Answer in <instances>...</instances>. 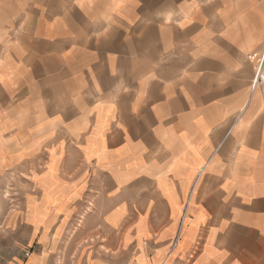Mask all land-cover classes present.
<instances>
[{"label":"crops","instance_id":"obj_1","mask_svg":"<svg viewBox=\"0 0 264 264\" xmlns=\"http://www.w3.org/2000/svg\"><path fill=\"white\" fill-rule=\"evenodd\" d=\"M14 168L19 264H264V0H0Z\"/></svg>","mask_w":264,"mask_h":264},{"label":"rangeland","instance_id":"obj_2","mask_svg":"<svg viewBox=\"0 0 264 264\" xmlns=\"http://www.w3.org/2000/svg\"><path fill=\"white\" fill-rule=\"evenodd\" d=\"M43 187L49 192V184H43ZM35 191L20 168L0 171V264H19L31 256L32 252L25 246L26 232L21 229V224L24 199Z\"/></svg>","mask_w":264,"mask_h":264}]
</instances>
